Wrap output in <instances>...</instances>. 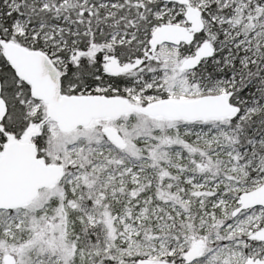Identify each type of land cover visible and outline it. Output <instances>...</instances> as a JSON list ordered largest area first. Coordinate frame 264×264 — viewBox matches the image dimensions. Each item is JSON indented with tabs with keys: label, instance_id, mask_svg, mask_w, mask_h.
Returning a JSON list of instances; mask_svg holds the SVG:
<instances>
[{
	"label": "snow or ice",
	"instance_id": "6c2138e0",
	"mask_svg": "<svg viewBox=\"0 0 264 264\" xmlns=\"http://www.w3.org/2000/svg\"><path fill=\"white\" fill-rule=\"evenodd\" d=\"M0 264H264V0H0Z\"/></svg>",
	"mask_w": 264,
	"mask_h": 264
}]
</instances>
